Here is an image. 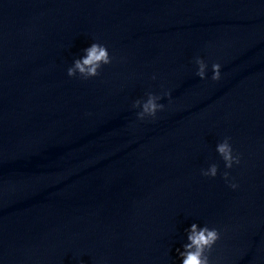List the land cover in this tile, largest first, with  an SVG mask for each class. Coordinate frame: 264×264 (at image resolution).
<instances>
[{
    "label": "clouds",
    "instance_id": "9594fccd",
    "mask_svg": "<svg viewBox=\"0 0 264 264\" xmlns=\"http://www.w3.org/2000/svg\"><path fill=\"white\" fill-rule=\"evenodd\" d=\"M83 51L84 55L75 59L73 66L67 69V75L69 77H75L77 74L84 80L98 77L101 68L104 65L112 63L113 58L110 56L105 45L92 43ZM195 63L198 65L196 75L200 79H205L207 64L200 58H196ZM212 72V80L218 81L221 79V65L219 63H214L212 65ZM153 79H155V77H153ZM163 96L170 99L171 94L165 92ZM163 96L149 92L147 93L146 100H136L133 103V107L141 109L137 113V118L139 120L148 118L155 119L157 113L162 111L165 107L164 104L158 102ZM216 151L224 161L226 169H231L234 164L238 165L240 163L239 155L234 154V150L230 143V137H226L222 142L218 143ZM217 173L218 166L216 164H211L207 169L201 170L202 176L210 178H215ZM223 178L230 188L236 189L238 187L237 183L229 179V172L225 171L223 173ZM220 238L221 233L216 228H209L207 225L201 227L196 223L191 224L188 229L187 243L183 245V250L177 249L179 257L181 258V264H211L210 254L214 245H216Z\"/></svg>",
    "mask_w": 264,
    "mask_h": 264
}]
</instances>
